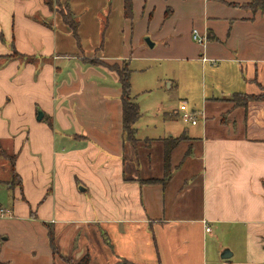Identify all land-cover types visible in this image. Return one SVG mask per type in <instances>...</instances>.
<instances>
[{
	"label": "crops",
	"instance_id": "crops-1",
	"mask_svg": "<svg viewBox=\"0 0 264 264\" xmlns=\"http://www.w3.org/2000/svg\"><path fill=\"white\" fill-rule=\"evenodd\" d=\"M131 1L132 12L153 5ZM183 1L188 16L202 11L189 42L193 30L206 42L181 59L203 72L218 63L226 92L208 99L195 129L165 125L140 137L135 126L132 147L116 72L88 62H126L124 0H55L77 38L45 0H0V142L10 143L20 178L13 187L0 179L14 200L13 217L0 218V264H61L43 229L44 242H3L12 234L2 223L15 217L49 225L74 262L264 264V102L227 101L264 88V14L241 7L250 0ZM166 139H178L167 177Z\"/></svg>",
	"mask_w": 264,
	"mask_h": 264
},
{
	"label": "rangeland",
	"instance_id": "rangeland-1",
	"mask_svg": "<svg viewBox=\"0 0 264 264\" xmlns=\"http://www.w3.org/2000/svg\"><path fill=\"white\" fill-rule=\"evenodd\" d=\"M183 5H185L183 0H153L151 7L133 11L130 23H126L124 28L126 63L130 70L131 102L138 105L141 113L134 127L136 126L140 137L153 133L154 127L157 130L161 128L160 131H163L165 125H167V131L172 130L173 132H178L183 128L195 129L196 127L182 122L179 105L184 102L190 112L194 110L200 124L204 111L209 109L208 105L207 109H204L205 103L210 102L208 99L226 92L227 86H223L221 74L216 69H212L218 63L208 64L203 72L200 64L188 63L181 59L183 54L193 49L192 44L202 46L192 37H190L192 43L187 38L189 25L191 27L193 23L195 26L192 27H197L202 11L198 6L191 7L190 16H188V7H183ZM50 6L52 11L54 9L65 15L68 11L67 7L59 5L55 0H52ZM190 17L194 18L190 20ZM69 20L73 21L74 18ZM197 33L200 37L201 34ZM146 37L153 46L146 43ZM205 42L206 38L203 44ZM115 65L119 70H123L125 62ZM259 93L262 91L259 90ZM227 101L233 103L231 98ZM165 113L170 114L168 124H163ZM0 148V179H5L11 187L16 186L19 177H16L17 174L12 171L11 160L2 156V152L9 157L13 156L10 143L0 142ZM13 201L12 191L5 184L0 185V207L9 209L10 212ZM32 210L37 209L32 208ZM2 224L3 230H9L12 234L11 239L8 234H3V242H44L46 235L43 234L42 229L46 234L48 233L45 225L36 223L37 226H32V222L18 221L16 217L14 220H5ZM23 230L27 233L26 239L21 237ZM56 258L61 264H73L70 258L63 256ZM207 264L211 262L208 261Z\"/></svg>",
	"mask_w": 264,
	"mask_h": 264
},
{
	"label": "trees",
	"instance_id": "trees-1",
	"mask_svg": "<svg viewBox=\"0 0 264 264\" xmlns=\"http://www.w3.org/2000/svg\"><path fill=\"white\" fill-rule=\"evenodd\" d=\"M46 4L51 9V2L52 0H45ZM241 7L250 10L252 13L260 12L264 14V0H250L245 4H242ZM66 8V7H65ZM132 1L131 0H124V14L127 18H131L132 15ZM64 23L72 30L74 37L77 38L76 32V20H69L72 19V16L69 11H67L66 15L60 12ZM106 27V22L104 23V29ZM208 38V37H207ZM210 39V38H209ZM89 63L92 64H99L108 67L109 69L116 72L121 88V101H122V128L124 134V141L128 142L130 146L135 147V143L137 142L136 138V129L134 127L135 123L140 117V111L138 105L135 102H131V93H130V70L128 69V64L125 62V67L123 70H119L115 64L107 65L104 62L90 59L88 60ZM262 93L259 94H245V93H235L232 95L231 99L235 105L245 106L249 101H259L264 102V88L261 87L260 89ZM178 139H166L164 142V149H163V164L165 170V177H167V170L169 169V155L172 149L176 146ZM1 150V148H0ZM2 156L7 157L11 160L12 171L14 173V161L16 155L13 154L12 157L5 155V152H2ZM16 175V174H15ZM18 177V175L16 176ZM18 185L20 186V178H18ZM48 228V238L50 248L52 250V254L56 257H61L57 246L55 244L54 232L53 229L46 225ZM62 258V257H61ZM90 257L88 254L82 256L78 261L73 264H89Z\"/></svg>",
	"mask_w": 264,
	"mask_h": 264
},
{
	"label": "built area",
	"instance_id": "built-area-1",
	"mask_svg": "<svg viewBox=\"0 0 264 264\" xmlns=\"http://www.w3.org/2000/svg\"><path fill=\"white\" fill-rule=\"evenodd\" d=\"M192 39L197 41L199 44H203V41L205 38L199 37L197 30L192 31ZM203 61H206V58L202 59ZM179 112H180V119L182 120L183 123L189 124V125H195L197 123L196 115L195 112L192 111L190 112L184 102H182L179 105ZM6 216H12V212L8 211V209H4L0 207V218H4ZM209 231V227H206V232Z\"/></svg>",
	"mask_w": 264,
	"mask_h": 264
},
{
	"label": "water",
	"instance_id": "water-1",
	"mask_svg": "<svg viewBox=\"0 0 264 264\" xmlns=\"http://www.w3.org/2000/svg\"><path fill=\"white\" fill-rule=\"evenodd\" d=\"M146 43L149 46H153V44L150 42L149 38H145ZM42 118V113L40 111L37 112V120H40ZM222 259H227L231 256V253L228 250H224V252L220 255Z\"/></svg>",
	"mask_w": 264,
	"mask_h": 264
}]
</instances>
